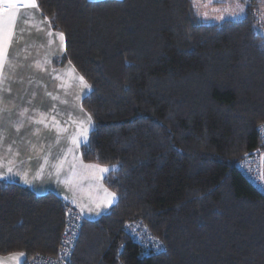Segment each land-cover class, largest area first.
<instances>
[{
    "label": "trees",
    "instance_id": "obj_1",
    "mask_svg": "<svg viewBox=\"0 0 264 264\" xmlns=\"http://www.w3.org/2000/svg\"><path fill=\"white\" fill-rule=\"evenodd\" d=\"M263 1L206 23L192 0H38L89 85L81 159L115 165L103 183L116 201L82 218L68 264H264V195L236 166L262 153L264 181ZM70 208L0 179V255H55ZM134 220L155 253L128 236Z\"/></svg>",
    "mask_w": 264,
    "mask_h": 264
},
{
    "label": "crops",
    "instance_id": "obj_2",
    "mask_svg": "<svg viewBox=\"0 0 264 264\" xmlns=\"http://www.w3.org/2000/svg\"><path fill=\"white\" fill-rule=\"evenodd\" d=\"M192 1L197 14L203 20L201 6L198 7ZM236 1L239 7L240 2ZM231 2L232 0H208L207 3L212 7L228 4L232 6ZM258 16L262 23L264 11H259ZM0 20L3 21V32L0 33V179L18 182L36 194L53 192L77 210L81 208L80 204L76 201L70 204V200L62 195L68 181L74 180L73 183H77V178L73 176L76 173L73 170V173H68L65 169V146L60 145V139L57 140L59 144L48 143L47 132L42 128L43 122L37 126L35 121L49 119L45 116L49 112L42 108V113L35 108L34 91L36 85L43 86V90L44 86L52 85L50 77L47 76V83L44 78L45 70H51L44 64L45 60L54 65L55 71L60 70L62 64L67 65L68 61L62 59L64 36L61 38L58 35L61 32L52 29L38 7L26 5L25 0L0 3ZM8 33H11L10 39L7 38ZM262 34L264 35V30ZM25 45L27 47L24 50ZM21 55L26 57L24 59L27 63L18 62ZM57 83L58 81L54 85L57 86ZM44 104L49 107V100L42 103ZM54 116L56 115L53 113L52 117ZM96 171V181L100 179L103 183V177L108 171L101 172L99 168ZM101 187L107 197L106 202L103 201L110 207L116 201V195L109 192L105 185ZM17 260L16 254L0 255L2 264L15 261L17 264Z\"/></svg>",
    "mask_w": 264,
    "mask_h": 264
},
{
    "label": "rangeland",
    "instance_id": "obj_3",
    "mask_svg": "<svg viewBox=\"0 0 264 264\" xmlns=\"http://www.w3.org/2000/svg\"><path fill=\"white\" fill-rule=\"evenodd\" d=\"M244 1L246 0H238V2L243 4L240 5L239 3V7L238 4H236V0H232V6L228 4L224 6L212 5V7H210V3H207L208 0H194L198 7L201 6V12L204 13L202 21L206 23H220L226 19L237 20L244 17L247 13ZM262 6L255 5L254 7H251V9L254 10V13L258 11L263 13V3ZM261 25L263 28L257 27L259 32L262 31L261 29L264 30L263 20ZM26 47L27 45L24 46V50ZM55 53L60 55L59 51H56ZM24 57V55H21L18 62L27 63ZM9 62H11V60H9ZM44 64L51 69L49 71L45 70L44 78L47 83V76L50 77V84L52 85L44 86V90L42 88L43 86L39 85L37 87L36 85V90L34 91L36 97L35 108H38L39 112L41 111L42 113L43 109L49 112V114H45L49 119H36V125L38 126L39 123L43 122L42 128L47 132L48 139L46 140L48 143L59 144L57 140L60 139V145L65 146L63 149V153H65V169L68 173L72 172V170L76 173L74 174L72 172L73 176L77 178V183H73L74 180L68 181L66 191L62 192V195H65L70 200V204H72L73 201L80 204L81 208L76 207L79 209H77V211L81 217L96 219L102 213L106 212L109 207L106 206L103 201L105 200L106 202L107 199L105 194L101 191V186L104 187V185L100 179L97 178L98 181L95 179L97 175L96 168L112 169L115 165L104 166L97 163L85 162L80 158V146L85 144L88 138L87 140L81 139L79 133L81 132L82 127H86L89 129V136L92 128V120L89 125L87 121L90 116L81 103L82 98L89 92V85L70 62H67V65L62 64L61 69L58 71L54 70L55 67L52 63L45 60ZM81 77L83 80H81ZM56 81H58L57 86L54 85ZM85 83L87 84V87H85ZM39 99H42V101ZM48 100L50 102L49 107H46V104L42 105V103ZM53 113L56 116L52 117ZM18 253L21 252H13L9 254L15 255ZM22 259L23 256H19L17 264H20ZM15 263L11 262V264Z\"/></svg>",
    "mask_w": 264,
    "mask_h": 264
},
{
    "label": "built area",
    "instance_id": "obj_4",
    "mask_svg": "<svg viewBox=\"0 0 264 264\" xmlns=\"http://www.w3.org/2000/svg\"><path fill=\"white\" fill-rule=\"evenodd\" d=\"M257 133L258 137L264 141V122L258 126ZM236 166L243 177L264 195L262 153L255 152L247 155L239 160ZM81 220L82 217L77 210L68 209L65 227L60 234L57 253L55 255L37 253L28 260L27 264H68L81 227ZM125 231L131 240L141 247L145 255L155 253L162 246L161 241L140 220L127 223ZM118 264L123 263L119 262Z\"/></svg>",
    "mask_w": 264,
    "mask_h": 264
},
{
    "label": "snow or ice",
    "instance_id": "obj_5",
    "mask_svg": "<svg viewBox=\"0 0 264 264\" xmlns=\"http://www.w3.org/2000/svg\"><path fill=\"white\" fill-rule=\"evenodd\" d=\"M4 2L12 3V2H14V0H0V3H4ZM25 4H26V5H29V6H31V7H38V0H25ZM13 23H14V21H13ZM2 32H3V21L0 20V33H2ZM58 35H59L60 37H63V33H58ZM7 38H8V39L11 38V33H8V34H7ZM81 80H83L82 77H81ZM85 87H87V84H86V83H85ZM87 123H88L89 125L91 124V117L88 118ZM88 131H89L88 128H86V127H82V130H81V132L79 133L80 138L83 139V140H87V138H88ZM9 171H11V170H9ZM100 171H101V172H106V171H108V169H106V168H102V169H100ZM112 195H114V194H112ZM109 203H111V200H109ZM23 255H24V253H18V254H16L17 258H18L19 256H23ZM0 264H2V262H0Z\"/></svg>",
    "mask_w": 264,
    "mask_h": 264
}]
</instances>
